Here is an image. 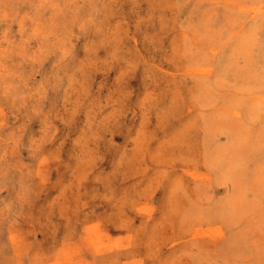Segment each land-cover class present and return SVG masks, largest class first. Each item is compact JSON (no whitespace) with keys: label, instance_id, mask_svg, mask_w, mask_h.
I'll use <instances>...</instances> for the list:
<instances>
[{"label":"rangeland","instance_id":"1","mask_svg":"<svg viewBox=\"0 0 264 264\" xmlns=\"http://www.w3.org/2000/svg\"><path fill=\"white\" fill-rule=\"evenodd\" d=\"M0 209V264H264V0H0Z\"/></svg>","mask_w":264,"mask_h":264},{"label":"clouds","instance_id":"2","mask_svg":"<svg viewBox=\"0 0 264 264\" xmlns=\"http://www.w3.org/2000/svg\"><path fill=\"white\" fill-rule=\"evenodd\" d=\"M134 35H136L137 39H139V34L138 33H134ZM131 35L128 36V42L126 44V47L129 51L130 55V63H129V67H133L136 63H140L143 60V57H151L153 55V53L151 52L150 49H147L145 46H141L139 48H137L132 42H131ZM141 53H143V56H141ZM0 211H3L2 209H0ZM49 264H55V260H51L49 261Z\"/></svg>","mask_w":264,"mask_h":264},{"label":"bare ground","instance_id":"3","mask_svg":"<svg viewBox=\"0 0 264 264\" xmlns=\"http://www.w3.org/2000/svg\"><path fill=\"white\" fill-rule=\"evenodd\" d=\"M138 65V64H137ZM104 68V67H103ZM137 68H138V66H137ZM147 104V103H146ZM145 110V109H144ZM208 150V149H207ZM124 188V187H123Z\"/></svg>","mask_w":264,"mask_h":264}]
</instances>
